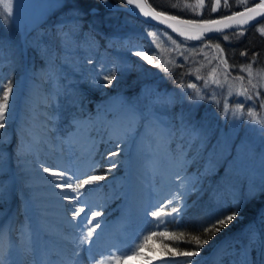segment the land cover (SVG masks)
I'll return each mask as SVG.
<instances>
[{"label":"rangeland","instance_id":"rangeland-1","mask_svg":"<svg viewBox=\"0 0 264 264\" xmlns=\"http://www.w3.org/2000/svg\"><path fill=\"white\" fill-rule=\"evenodd\" d=\"M64 2L12 0L10 15L0 7V82L11 80L14 87L6 127L0 129V257L6 264L22 263L17 251L22 241L15 236L17 232H23L18 216L21 220L28 218L24 238L34 237L29 230L36 229L35 219L45 222L53 230L52 234L39 236L41 241L37 246L40 248H36V241L29 242L27 253L33 262L28 264H47L49 259H57L56 255L63 249L68 253L78 251L82 264L87 261L95 264L87 251L89 247L93 249L95 260H100L117 247L123 249L139 242L136 238L151 227L152 217L145 211L166 195L167 190L180 186L176 179L178 171L194 185L189 186L184 198L180 222L189 213L210 221L219 215L220 206L225 209L232 200L239 201L243 190L241 179L249 193L264 185V131L246 114L237 117L232 112L225 114L223 103L227 84L223 89L215 84L204 85V79L214 78L213 68H217L218 73L223 72L222 60L236 65L230 69L235 76L240 66L253 55L243 58L244 62L233 63L222 43L215 39H207L210 47H203L201 41H187L196 51L178 54L169 51L172 48L170 42L148 35L157 28L144 27L129 19L118 22L114 18V23H110L115 29L107 38L108 44L113 45L118 39L125 41L128 35L140 33L150 41L160 62L184 61V56H188L192 65L189 64L187 75L192 80L161 84L159 74L163 70L157 67L151 69L141 83L137 98L127 100L117 92L104 102L102 96L107 92L101 91L95 94L96 97L87 99L92 106H83L81 93L87 88L93 93L100 87L112 63L116 58L124 57L125 50L115 47L111 53L105 48L103 52L98 43L85 38L78 44L74 31L69 33L67 29H60L63 22L77 18L70 13L53 23L58 26L54 34L49 30L42 36L38 33L31 35L37 47L29 53L27 60L28 31L38 27L50 14H56ZM186 2L194 4L195 0ZM208 3L206 0V5ZM204 10L210 11L206 7L201 12ZM255 26L257 30L264 27V19ZM258 32L264 38V33ZM153 41L160 44L158 49ZM216 44H220L223 55L215 48ZM19 52L24 59L19 58ZM171 66L168 64L169 68ZM258 70H264V52L257 55L253 71ZM197 75L202 79L197 80ZM218 78L223 82L222 74ZM30 80L35 81L37 88L28 87ZM189 83L198 86L203 99L196 97V90L186 87ZM239 84L236 81L234 86ZM41 92L44 96L40 98ZM229 99L233 105L237 100L243 101V97ZM247 103L255 107L258 115L264 116L258 101L254 105L251 101ZM81 107H84V114H73ZM80 136H85L84 141L77 140ZM122 142H126L127 148L123 149ZM117 143L119 149L115 147ZM110 151H119L120 154L112 158L116 168L106 171L110 166ZM43 166L68 169L77 175L92 174L91 168L96 167L94 174L105 176L83 197L90 205H99L98 210L102 213V218H97L102 227L97 230L99 236L95 243L80 245L78 249L71 244V238L78 236L80 229L75 228L76 222H70L71 206L64 207L62 198L68 190L61 192L56 188V180L43 172ZM38 192L55 200L47 205V213L30 217L23 209L32 208L31 195ZM209 196L215 201L207 198ZM42 217L50 219V223ZM169 232L178 236L173 229L169 228ZM250 234H254L255 244L250 243ZM60 237L67 241L57 242ZM262 238L264 201L260 203L256 216L248 219L234 234L222 237L211 250L201 251L199 257L191 259L197 264H245L246 260L247 264H264ZM159 239L149 241L151 251L145 249L142 255L167 258ZM127 264H142V261L136 257L129 259ZM152 264H161V259H153Z\"/></svg>","mask_w":264,"mask_h":264},{"label":"snow or ice","instance_id":"snow-or-ice-1","mask_svg":"<svg viewBox=\"0 0 264 264\" xmlns=\"http://www.w3.org/2000/svg\"><path fill=\"white\" fill-rule=\"evenodd\" d=\"M107 2V0H105ZM128 5H133L134 9H139V12L146 18H151L160 23H163L165 28H157L154 32H149L148 35L158 36L161 41L170 42L172 48L169 51H175L178 54H183L191 50L195 52L194 46L188 45L186 42L189 40H201L203 47H210L207 44L206 34L212 31L220 32L221 29H229L236 26L233 30L236 35L243 36L246 29L244 25H249L251 22L256 21L258 18L264 17V0H235V3H230V0H209L206 5V0H195L194 4L187 3L186 0H175L170 3V7L176 9V14H168L163 10L157 11L154 8L149 7L147 0H127ZM0 7L10 15L12 12V0H0ZM209 8V17L212 13H217L220 8L231 10L233 7L242 8V10L233 11L230 15H222L221 18H201L196 19L195 16L201 15V10ZM190 11L194 14L193 17L185 18L180 13H187ZM171 29V32L167 31ZM261 33H264V27L258 29ZM172 33H176L178 37L175 38ZM224 41H230V35L224 33L222 35ZM155 49L160 47V44L155 43ZM215 48L220 49L221 55H223V49L220 44H216ZM2 51V48H0ZM150 52L151 54H146ZM133 55L139 57L141 60L147 62L149 65L155 67H161L164 72L170 71L168 64H172L174 67H182L181 64L176 63L175 59L163 62L158 61L157 52L154 49H137ZM242 56H247V51L241 52ZM189 57L184 56V62H188ZM91 63V61H89ZM220 63L223 65V72L218 73L217 68L212 69L214 78L204 79V85L210 86L215 84L217 87L223 89L224 85H228V90L224 94V111L225 114L232 112L234 117L240 114H246L252 122L260 125L261 130L264 131V116L258 115L254 106H248L249 101L259 102V108L261 112H264V70L253 71L254 66L257 65V54L254 53L252 58L239 68V73L235 76L232 75L230 69L236 68L235 64H229L227 60H222ZM247 74L246 76L244 74ZM223 75V82L218 78L219 75ZM115 71L109 72L104 76V80L107 84L111 85L115 79ZM231 78V79H230ZM197 80L202 79L200 75L196 76ZM239 81L238 87H235V82ZM188 88L196 90V97L203 99L198 86L194 83L187 84ZM14 91L13 82L8 80L7 83L0 82V129L6 127L8 119V113L10 111V99ZM243 97V101L237 100L233 105L229 97ZM245 108L247 112L245 113ZM127 133H125L126 135ZM116 149L120 148V144L115 145ZM119 151H110L108 153V161L110 166L106 171H111L116 168V162L113 157L119 155ZM182 170V165H181ZM43 172L48 173L56 180L55 187L60 189L61 192L68 190V194L63 196V199L71 206V220L76 222L75 228L80 229L78 236L71 238V244L78 249L80 245H91L96 242L99 236L98 229L102 227L101 221L98 217L102 218V213L99 209V205L92 206L87 200L83 199L87 192L94 190L93 185L105 179L104 175H96V167H92L90 172L92 174L77 175L72 173L68 169L58 168L53 169L47 166H43ZM176 179L180 181V186L176 187L175 191H169L167 195H163L161 199L152 204L149 210L145 211L147 216L152 217V221L149 222L151 227L147 228L136 239L137 243L134 246L127 248L117 247L114 252H109L104 255L102 259L95 260L93 249L89 247L87 249L90 254V258L95 261V264H127L129 259L139 257L142 264H152L153 259H161V264H197V261L191 258L199 257L201 250L205 245L209 243L212 237L226 228L230 222H232L239 214V205L230 214L223 215L209 222L207 226H203L202 232H196L187 234V239H184L185 233L181 232L179 236L171 235L169 232V225H179L181 214L184 211V198L187 194L188 188L192 184V181L184 176L180 175L178 171L176 173ZM79 218V219H78ZM2 234V231H0ZM156 238L159 239L161 249L167 258L154 257L149 258L142 255L145 249H148V242L153 241ZM171 242L168 243V242ZM249 241L251 244H255L254 234H250ZM191 244L192 248L187 250H180V244ZM262 246H264V238H262ZM151 251V249H148ZM252 249L248 250V254H251ZM129 252L132 255H129ZM78 251H71L70 253L61 256L58 260L47 261V264H82L78 258ZM178 258H189L187 260H181ZM0 264H6L5 260L0 257ZM247 264V260L245 261Z\"/></svg>","mask_w":264,"mask_h":264},{"label":"trees","instance_id":"trees-1","mask_svg":"<svg viewBox=\"0 0 264 264\" xmlns=\"http://www.w3.org/2000/svg\"><path fill=\"white\" fill-rule=\"evenodd\" d=\"M65 2L60 7L59 11L54 14H50L49 17L41 22L38 27L31 29L28 31L26 35L27 39V47H28V55L27 60L29 58V53L35 50L37 47V42L32 39V34L38 33V35L45 34L51 30V33L54 34L56 31L55 29L58 28L56 24H53L60 16L68 15L70 13L77 16L75 20H71L68 22H63L60 29H67L69 33L74 31L75 36L77 38V43L81 44L82 39L95 41V43L99 44V50L107 49L110 53L112 49L115 47H119L125 50V56L121 58H116L115 61L112 63L113 66L110 68L106 75L109 74L111 71H115L116 77L112 81V84H107V81L103 80L100 87L95 88L93 93L89 91L87 88L85 91L81 93L82 96V105H91L92 102H88L87 99L89 97H96L95 94L97 92H107L106 96L104 97L103 101L105 102L109 96L116 94L117 92L122 93L125 99H135L138 96L141 83L145 80L146 76L149 75L151 69H157V67L153 65H149L147 62L141 60L139 57L133 55L134 51L137 49H154L151 45L150 41L146 39L145 36L141 35L140 33L130 34L126 38V42L123 39H118L115 44L111 45L108 44L107 38L114 33V29L111 27V23H114V18L117 19L118 22H123L122 20H132L134 22H138L140 25L144 27H155V28H162L160 26H154L149 24L148 22H144L143 20L137 18L136 16H132L125 11H112L104 7V5L100 2V0H64ZM119 3H124L126 0H111ZM151 3L157 8H161L166 11H171L176 13L177 10L173 9L169 5V1L167 0H150ZM230 3H235L234 0H230ZM236 9L233 7L230 11ZM229 10L222 9L217 13H212L213 15H221L222 13L230 12ZM209 11H202L200 16L195 17H209ZM181 15L190 17L194 16L187 13H180ZM210 16V17H211ZM108 21V23H106ZM111 21V23H110ZM246 29L243 36H238L235 34L234 30L226 31L221 34H214L211 37H208L210 40H217L220 41L223 45V48L226 50L227 55L230 59H232L233 63L244 62L247 56L253 55L256 53L260 55L264 52V38L258 32L256 26H249L244 27ZM120 29V28H119ZM229 34L232 38L230 41H224L220 37L224 34ZM111 34V35H110ZM174 35V34H173ZM42 36V35H41ZM54 36V35H53ZM39 36H37L38 38ZM177 37V36H175ZM36 38V36H34ZM120 38V37H119ZM179 38V37H177ZM106 39V40H105ZM180 39V38H179ZM84 40V41H85ZM194 42V41H193ZM17 44V43H16ZM105 48V49H104ZM247 51V56H242L241 52ZM127 53V54H126ZM146 54H151L150 52H146ZM19 58L24 59L22 54L19 52ZM244 58V59H243ZM176 63L181 64L182 67H174L173 65L170 67V71L168 72H160L159 76L161 77L162 81L161 84L166 82H184V81H191L192 79L187 75L190 65V62L185 63L184 61H177ZM105 75V76H106ZM89 95V96H88ZM85 104V105H84ZM92 106V105H91ZM90 106V107H91ZM81 107L79 110L73 112L84 114L85 110ZM72 114V115H73ZM220 170L222 169L221 166H218ZM232 174L234 171L229 170ZM241 187L242 192L239 201L232 200L229 202L228 207L225 209L220 206L219 215L217 214L212 220L205 221L200 218V216H196L194 214L189 213L180 223L179 225H169L170 229L175 230V232L180 235L181 232L185 233L184 239H187V234L192 232V234H196V232H202L203 226H207L209 222H214V220L218 217H222L223 215L230 214L231 211L235 210L236 206L239 205V214L238 216L230 222V224L221 230V232L215 234L212 239L209 241L207 245L203 247L201 251L206 252L211 250V248L215 245V243L221 240L222 237L226 235H232L238 230L241 226H243L248 219L253 218L256 216L258 209L260 208V203L262 204L264 201V185L259 189L255 188L252 192L245 191L244 189V180L241 179ZM206 196H204L205 198ZM207 198H211L213 201L214 198L209 196ZM215 201V200H214ZM197 214V213H196ZM194 215V216H193ZM199 218V219H197ZM180 248L183 250L191 249L192 245L187 243H181Z\"/></svg>","mask_w":264,"mask_h":264},{"label":"bare ground","instance_id":"bare-ground-1","mask_svg":"<svg viewBox=\"0 0 264 264\" xmlns=\"http://www.w3.org/2000/svg\"><path fill=\"white\" fill-rule=\"evenodd\" d=\"M28 87H32V88H37V86H36V83H35V81L34 80H30V82H29V84H28ZM37 91H40L39 89L37 90ZM44 96V93L43 92H41L40 93V98L41 97H43ZM41 110H43L44 111V109H41ZM84 139H85V136H80V137H77V140H79V141H84ZM128 143H129V141L127 142V145H128ZM122 146H124V148L123 149H125V148H127V146H126V142H122ZM37 187H39V186H37ZM35 188V187H34ZM40 188H43V187H40ZM37 190V189H36ZM169 191H175V187H173V189L172 190H167L166 191V195H167V193L169 192ZM39 192H42V190H40ZM35 193V194H33L32 193V200H30V203L32 204V208H27L28 210H25V209H23L24 211H25V213L28 215V213H29V215H30V217H33V216H35V214L37 215V216H40L41 215V213H47L48 212V210H49V208H47V205H50L51 203H53L54 202V200L53 199H49V197L47 198V197H45V195H42V194H40V193ZM67 192V191H66ZM65 194H67V193H65ZM65 194H63V196L65 195ZM62 197V196H61ZM61 199V198H60ZM63 199V198H62ZM62 199H61V201H62ZM65 201V200H64ZM63 203V202H62ZM68 202L67 201H65L64 202V207H68ZM37 210V211H36ZM29 211V212H28ZM8 215V214H7ZM6 215V216H7ZM10 215V214H9ZM20 216H22V214H20ZM16 217H17V214H16ZM18 218V222H19V224L21 225V231H23V232H17L16 230V232H17V234L15 235L16 237L18 236V239H19V241H22L21 243H19V246L17 247V251H18V253H19V261H21L22 263H20V264H28L29 262L30 263H32L33 262V259H31L30 257H29V255H28V249L30 248V245H29V242L30 243H33V242H35L36 241V248H38L39 246H37V245H39L40 244V241H41V237H39V236H43V237H45L44 235L46 234V233H51L52 234V229H51V227L49 226V225H47L45 222H41L40 221V219H35V223H36V229L34 228V230L33 229H31V230H29L31 233L30 234H32L34 237L33 238H31V239H27V238H24L25 236H23L24 234H25V232H27V228H25V225H26V221H27V217L25 218V219H22L21 220V218H19V216L17 217ZM33 219V218H32ZM31 218H30V220H32ZM42 219H44L45 221H48L49 223H50V219H47V218H43L42 217ZM29 221V220H28ZM70 222H71V224L73 223V221L72 220H70ZM15 231H13V232H15ZM67 233V232H66ZM28 234V233H27ZM31 236V235H30ZM54 237V236H53ZM13 239V238H12ZM13 240H15V238L13 239ZM25 243H24V242ZM67 240L64 238V237H60V238H58L57 239V242H66ZM40 248V247H39ZM49 248H51V247H49ZM71 249H68V251H70ZM59 255H56V258L57 259H55L54 258V260H58L61 256H63V255H66V254H68V252L67 251H65L64 249L63 250H61L59 253H58ZM87 264H90V261H87L86 262Z\"/></svg>","mask_w":264,"mask_h":264},{"label":"water","instance_id":"water-1","mask_svg":"<svg viewBox=\"0 0 264 264\" xmlns=\"http://www.w3.org/2000/svg\"><path fill=\"white\" fill-rule=\"evenodd\" d=\"M100 2L104 5V7H106L107 9H109V10H112V11H125L126 13H129L130 15H132V16H136L137 18H139V19H141V20H143L144 22H148L149 24H151V25H154V26H160V27H162V28H165L166 26L163 24V23H160V22H158V21H156V20H152L150 17L149 18H146V17H144L140 12H139V9H135V10H133L134 9V6L133 5H128L127 4V0H126V2H124V3H119V2H115V1H111V0H107V2H105V0H100ZM257 2H258V0H257ZM147 3H148V5H149V7H151V8H154L155 10H157V11H160V10H163V9H161V8H156L152 3H151V1L150 0H147ZM238 10H242V8H236V9H233V11H238ZM163 11H165L166 13H168V14H176V13H174V12H171V11H166V10H163ZM233 11H230V12H226V13H222L221 15H213V16H211V17H194V18H196V19H201V18H214V19H218V18H221V16L222 15H230L231 14V12H233ZM181 15V14H180ZM182 17H185V18H189V17H187V16H184V15H181ZM190 17H192V16H190ZM264 19V17H262V18H258L256 21H253V22H251L249 25H244L243 27H249V26H255V24L256 23H258L259 21H261V20H263ZM236 26H233L232 28H229V29H221V31L220 32H216V31H212V32H209V33H207L206 34V37H211L212 35H214V34H221V33H223V32H226V31H232L234 28H235ZM167 31H170L171 32V29H167ZM172 34H174L175 36H177V34L176 33H172ZM178 37V36H177ZM180 38V37H179ZM189 41H194V42H197V41H201V40H189Z\"/></svg>","mask_w":264,"mask_h":264}]
</instances>
